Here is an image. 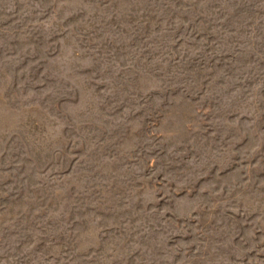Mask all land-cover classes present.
I'll use <instances>...</instances> for the list:
<instances>
[{"label": "rangeland", "instance_id": "374dc122", "mask_svg": "<svg viewBox=\"0 0 264 264\" xmlns=\"http://www.w3.org/2000/svg\"><path fill=\"white\" fill-rule=\"evenodd\" d=\"M0 264H264V0H0Z\"/></svg>", "mask_w": 264, "mask_h": 264}]
</instances>
